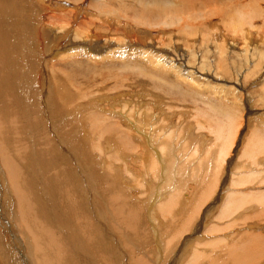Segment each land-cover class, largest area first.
<instances>
[{
	"label": "rangeland",
	"instance_id": "obj_1",
	"mask_svg": "<svg viewBox=\"0 0 264 264\" xmlns=\"http://www.w3.org/2000/svg\"><path fill=\"white\" fill-rule=\"evenodd\" d=\"M21 1L0 7V114L26 107L34 123L23 111L0 135V264H264V153L246 149L264 139V0H169L178 6L159 16L137 0H103L109 14L95 0ZM70 12L66 57L21 47L18 15L52 47L46 33L62 23L46 14Z\"/></svg>",
	"mask_w": 264,
	"mask_h": 264
},
{
	"label": "bare ground",
	"instance_id": "obj_2",
	"mask_svg": "<svg viewBox=\"0 0 264 264\" xmlns=\"http://www.w3.org/2000/svg\"><path fill=\"white\" fill-rule=\"evenodd\" d=\"M5 0H0V7H1V9H4V10H7V8H6V4H5V2H4ZM23 1V2H22ZM21 2L22 3H24V0H22ZM38 2H40L41 0H37ZM36 1V2H37ZM73 1H78V4L79 3H81V2H83L84 0H73ZM91 1V0H90ZM96 2H99V3H96V4H94V3H89L88 4V6L87 7H89V8H91V9H94V10H96V11H98L100 14L101 13H104V14H109V13H112L111 12V9L110 10H103V8H106V6H105V4L104 5H102L103 3H101L103 0H95ZM105 1H107V0H105ZM109 1V0H108ZM111 1V0H110ZM115 1V0H114ZM120 1V0H119ZM122 1V0H121ZM136 1V0H135ZM42 2V1H41ZM92 2V1H91ZM116 2V1H115ZM137 3H139L140 4V6H141V8H142V10H147L148 8H153L152 10L150 9L149 11H152L153 12V10L157 13L156 15H158V14H160V13H163V12H172L173 11V7H175V6H178L177 4H175L174 2H172V1H169V0H137L136 1ZM57 3V2H56ZM117 3V2H116ZM180 4V3H179ZM81 5V4H80ZM139 6V5H138ZM12 7V6H11ZM12 9H14V8H12ZM11 9V10H12ZM46 9H50V8H47L46 7ZM80 9V8H79ZM133 9V8H132ZM16 10H19V7L18 8H16ZM51 10V9H50ZM59 10V9H58ZM25 11V10H24ZM76 11V10H75ZM87 11L88 10H86V11H84L83 12V15L84 16H86L88 13H87ZM93 11V10H92ZM11 12V11H10ZM14 12V11H13ZM12 12V13H13ZM16 12H18V11H16ZM39 12V11H38ZM58 12V11H57ZM40 13V12H39ZM60 13V12H59ZM59 13H58V15L57 14H50L49 13V15L48 14H46L47 16H50L49 17V20L51 21V22H54V24L56 25V24H59V23H62V26L61 27H56V26H51V27H49L50 29H49V33H46V34H48V36H49V39L50 40H52L51 42H53L51 45H52V47L51 46H48L49 45V43L47 42L46 44H47V47H45L43 44H42V40H40L41 39V35H39V33L41 32L39 29H45L44 28V26L41 24V28L39 27V24H33V27L31 26L30 27V29L28 30V28L26 27L25 29H20L21 27H22V23H21V17L18 15V17H19V20H18V23H17V27L19 28V30H20V32H19V34L17 33V32H15L16 34H17V39L20 41V44L22 45L21 47L23 48V49H25V50H27L28 51V48L30 49V52L33 50V51H36V50H47L49 53H48V56H49V54H50V52H53V58H51V60H55L57 57H59V55H61V54H63V57H66L65 56V54H64V52H62V46H61V43H64V42H62V40L64 39V37H67L68 35H69V33H70V31H71V28L69 27V25L71 24V21L73 22V21H75V19H77L78 18V13H80V12H75V13H73V12H70V17L72 18V20H70L69 22L66 20V13H64L63 15L62 14H60L59 15ZM62 13V12H61ZM165 14V13H164ZM113 15V14H112ZM161 15V14H160ZM16 16V15H15ZM60 16H62L61 18H60ZM110 16H111V14H110ZM154 16V15H153ZM159 16V15H158ZM167 17V16H166ZM48 18V17H47ZM83 18V17H82ZM159 18V17H158ZM172 18V17H171ZM5 19V18H4ZM237 20V19H236ZM240 20V19H239ZM3 21V20H2ZM31 21V20H30ZM42 21V20H41ZM63 21V22H62ZM104 22H109L111 25H112V22H111V20H109V19H107V18H105L104 20H103ZM118 21V20H117ZM10 22V21H9ZM90 22V21H89ZM92 22V21H91ZM147 22V21H146ZM243 22H244V20H243ZM4 23V22H3ZM64 23V24H63ZM119 23V22H118ZM1 24V23H0ZM52 24V23H51ZM50 24V25H51ZM91 24V23H90ZM107 24V23H106ZM120 24V23H119ZM159 24V23H158ZM166 24V23H165ZM233 24V23H232ZM68 25V26H67ZM104 25V24H103ZM108 25V24H107ZM24 26V25H23ZM28 26V25H27ZM100 26H101V24H100ZM106 26V25H105ZM233 26V25H232ZM8 27V26H7ZM6 27V28H7ZM110 27V26H109ZM231 27V26H230ZM2 28V27H1ZM92 29V28H91ZM108 29V28H107ZM28 30V31H27ZM11 31V30H10ZM45 31V30H44ZM47 31H48V29H47ZM89 31H90V29H89ZM43 32V31H42ZM109 32V31H108ZM8 34H12V33H10V32H7ZM45 33V32H44ZM86 33V32H85ZM130 33V32H129ZM1 34L3 35V36H5V37H10L8 34H4V33H2L1 32ZM87 34V33H86ZM125 34L126 35H129L126 31H125ZM72 35H74L73 33H72ZM87 35H89V34H87ZM33 37H35L36 39H34ZM44 37V36H43ZM47 37V36H46ZM98 36H97V34H95L94 35V38H97ZM107 37V36H106ZM11 38V37H10ZM71 38V37H70ZM73 38V37H72ZM74 38H76V36L74 37ZM78 38V37H77ZM81 39V38H80ZM94 40V39H93ZM98 40V39H97ZM11 41V40H10ZM81 41H82V43L84 42V43H86V44H88L89 43V41H87V40H85L84 38H82L81 39ZM127 41V40H126ZM125 41V42H126ZM43 42H45V41H43ZM76 42V41H75ZM94 42V41H93ZM129 42V41H128ZM132 42V41H131ZM80 43V42H79ZM91 43V42H90ZM133 43H135V42H133ZM74 44V43H73ZM86 44L85 45H80V44H78L77 46H75L74 45V47L71 49V50H73V52L75 51V50H77V51H79V50H81L83 47L84 48H86L85 46H86ZM118 44V43H117ZM113 45V44H112ZM115 45V44H114ZM126 44H124L123 46L122 45H115L116 46V48H119V50H127V49H129V48H131V46L132 47H134L135 48V46L134 45H131V46H128V47H126L125 46ZM15 46V45H14ZM10 48V47H9ZM15 49H18V47H16ZM64 49H65V47H64ZM63 49V50H64ZM69 49V48H68ZM132 49L133 48H131L130 50L132 51ZM82 50H84V49H82ZM81 50V51H82ZM80 51V52H81ZM86 51V50H85ZM129 51V50H128ZM6 52V51H5ZM46 52V51H45ZM88 52V51H87ZM92 52H95V51H92ZM113 53H114V51H112ZM116 52V51H115ZM28 53H29V51H28ZM42 53V52H41ZM70 53H72V52H70ZM119 53H121V52H119ZM125 53V52H124ZM123 53V54H124ZM130 53V52H129ZM139 53V52H138ZM5 54V53H4ZM16 54V53H15ZM52 54V53H51ZM50 54V55H51ZM95 54V53H94ZM127 54V53H126ZM41 55H43V54H41ZM46 55V54H45ZM44 55V56H45ZM70 55H72V54H70ZM133 55V54H132ZM143 55H145V54H143ZM35 56V55H34ZM52 56V55H51ZM115 56H120V55H118L117 54V52H116V55ZM122 56V55H121ZM141 58L143 57V56H141V51H140V55H139ZM62 58V57H61ZM61 58H59V59H61ZM71 58H74V56H69V57H67V58H65V59H70V60H72ZM157 58V57H156ZM44 59V58H43ZM160 60H161V58H160ZM160 60H158V62L160 61ZM58 61V60H57ZM162 61V63L163 62H165V61H163V60H161ZM48 62V61H47ZM159 64V63H158ZM29 65V64H28ZM73 65V64H72ZM1 66V65H0ZM24 66V65H23ZM3 68V67H2ZM1 69V68H0ZM2 70V69H1ZM38 70V69H37ZM39 73V72H38ZM37 73V74H38ZM23 75V74H22ZM31 76L32 77H34V76H37V75H35V74H31ZM24 77V76H23ZM38 77L39 76H37L36 78V80L34 79V81H36L37 83H41V81H40V79H38ZM70 77V76H69ZM22 78V77H21ZM28 78V77H27ZM32 79V80H33ZM6 80V79H5ZM1 81V80H0ZM33 82V81H32ZM21 83V82H20ZM42 85V84H41ZM41 88H43L42 86H40ZM37 88V87H36ZM63 89V88H62ZM22 90V89H21ZM56 90H57V92L58 93H60V92H63V91H58V88H56ZM29 91V90H28ZM10 92V91H9ZM13 92V91H12ZM18 92V91H17ZM33 92V91H32ZM36 92V91H35ZM67 92L68 91H66V93L65 94H67ZM38 93V92H37ZM58 93H57V95H58ZM24 94V93H23ZM27 94V93H26ZM25 94V95H26ZM64 94V93H63ZM32 95V94H31ZM36 95H38V96H40L41 95V97L43 98V95L44 94H36ZM35 95V96H36ZM11 96V95H10ZM67 96V95H66ZM6 97V96H5ZM26 97L27 96H25V99H26ZM47 97V96H46ZM59 99L61 98V95H58L57 96ZM36 98H37V96H36ZM48 98V97H47ZM68 99V98H67ZM43 100V99H42ZM49 99H47V101H48ZM51 100H52V98H51ZM65 100V99H64ZM69 100H70V98H69ZM17 101V100H16ZM44 101V100H43ZM55 101V100H54ZM18 102V101H17ZM27 102V101H26ZM40 102L42 103V101H40L39 100V104H40ZM69 102V101H68ZM67 102V103H68ZM10 103V102H9ZM46 103V101L44 102V104ZM48 103V102H47ZM63 103H65V102H63ZM12 104V103H11ZM19 104V103H18ZM17 104V105H18ZM70 104V103H69ZM74 104V103H73ZM75 105V104H74ZM4 106V105H3ZM12 106V105H11ZM16 106V105H15ZM14 106V107H15ZM34 106V105H33ZM35 106H37V105H35ZM43 106V105H42ZM69 106V105H68ZM67 106V107H68ZM1 107V106H0ZM14 107H13V109H14ZM20 107H22V106H20ZM44 107V106H43ZM56 107H57V105H56ZM60 107V106H59ZM63 107H65V106H63ZM6 108H7V105H6ZM26 107H22V112L24 111V109H25ZM48 108V107H47ZM2 109V108H1ZM8 109V108H7ZM21 108H19V109H14V113L15 114H10V116H9V118L7 119L6 118V115H4L5 116V118L7 119V124H5V125H3V122L6 120L5 118H2V115L0 114V135L1 136H3L4 135V129H3V127H5V126H7V127H10V125H12V124H14L15 122H17V121H20V119H18V116H21L22 117V114L21 115H17V114H19V113H22V112H20L21 110H20ZM64 109V108H63ZM59 110V109H58ZM69 110H71V109H69ZM9 111V110H8ZM57 111V110H56ZM28 112V111H27ZM30 112H32L31 110H30ZM30 112H28L27 114L28 115H26V113H25V111H24V113L25 114H23L24 115V117H25V120L29 123H34V121L32 120V119H29V115H30ZM65 113H67L66 111H64ZM58 113V112H57ZM227 113V112H226ZM7 114V113H6ZM59 114V113H58ZM62 114V113H61ZM68 114H69V112H68ZM72 114V113H71ZM8 115V114H7ZM67 115V114H66ZM55 116V115H54ZM75 116V115H74ZM73 116V117H74ZM65 117H67V116H65ZM70 117V116H69ZM71 118V117H70ZM37 119V118H36ZM58 119H59V117H58ZM223 119V118H222ZM34 120H35V118H34ZM71 120H73V119H71ZM263 120V119H262ZM24 121V120H23ZM26 121H24V122H26ZM264 121V120H263ZM9 122V123H8ZM70 122V121H69ZM22 123V120L20 121V123L19 124H21ZM59 123V122H58ZM262 123H264V122H262ZM9 124V125H8ZM18 124V123H17ZM67 124V123H66ZM77 124V123H76ZM28 125V124H27ZM226 125V124H225ZM17 126V125H16ZM15 126V127H16ZM23 126V125H22ZM32 126V125H31ZM224 126V125H223ZM14 127V128H15ZM41 127V126H40ZM234 126H232V128H233ZM12 128H13V126H12ZM23 128V127H22ZM26 128V127H25ZM78 128V127H77ZM223 128V127H222ZM230 128H231V126H230ZM235 128V127H234ZM19 128H18V126H17V129L16 130H14L13 129V132L11 133V134H13V133H15L14 135H16V133L18 134L19 132L18 131H21V130H18ZM33 129H34V127H33ZM79 129V131H80V128H78ZM224 129V128H223ZM38 130V129H37ZM70 130V129H69ZM105 130V129H104ZM220 130V129H219ZM29 131V130H28ZM34 131V130H33ZM78 131V132H79ZM11 132V131H10ZM9 132V133H10ZM23 132V131H22ZM73 132V131H72ZM225 132H226V129H225ZM29 133H31L32 134V132H31V129H30V132ZM35 132H33V134H34ZM20 134H21V132H20ZM19 134V135H20ZM23 134V133H22ZM21 134V135H22ZM44 134V133H43ZM52 134V133H51ZM61 134V133H60ZM225 134V133H224ZM27 135H29V134H27ZM61 135H63V134H61ZM77 135V134H76ZM80 135V134H79ZM229 135V134H228ZM235 135V134H234ZM18 136V135H17ZM35 136H37V135H35ZM46 136V135H45ZM45 136L43 137V138H45ZM84 135H82V137H83ZM230 136V135H229ZM11 137V136H10ZM58 137V136H57ZM221 137V136H220ZM223 137H225V135H222V138ZM226 137H227V135H226ZM225 137V138H226ZM1 138V137H0ZM22 138V137H21ZM27 138V137H26ZM41 138V137H40ZM39 138V139H40ZM42 138V139H43ZM28 139V138H27ZM31 139H32V135H31ZM46 139H47V136H46ZM85 139V138H84ZM84 139H82L83 140V142H84ZM230 139V138H229ZM231 139H233L234 140V138H231ZM253 138H250L249 140H252ZM16 140V139H15ZM35 140V139H34ZM41 140V139H40ZM54 140V139H53ZM53 140H52V142H53ZM58 140V139H57ZM216 140V139H215ZM20 141H23V140H20ZM29 141V140H28ZM27 141V142H28ZM33 141V140H32ZM45 142L46 140H42V142ZM50 141V140H49ZM59 141V140H58ZM5 142V141H4ZM31 142V141H30ZM39 142V141H38ZM81 142V141H80ZM82 142V143H83ZM229 142H231V140L229 141ZM49 143V142H48ZM15 145L17 144V142L16 143H14ZM32 145H33V143H31ZM39 144V143H38ZM214 144H216V143H214ZM230 144V145H229ZM228 145L229 146H231V144H233V142L232 143H229ZM30 145V144H29ZM65 145V144H64ZM4 146V145H3ZM24 146V145H23ZM47 146V145H46ZM45 146V147H46ZM225 146V145H224ZM228 146V147H229ZM2 146L0 145V148H1ZM30 147V146H29ZM44 147V148H45ZM6 148V147H5ZM4 148V149H5ZM43 148V149H44ZM223 148V147H222ZM227 148V147H226ZM230 148V147H229ZM262 148H264V139H257L256 141H250V142H248L247 144H246V149H248V150H250V151H248V152H251V153H249L250 154V156L252 157V155H254L253 154V150H254V152H256L257 154H261V153H264V151H261L262 150ZM238 149V148H237ZM48 150V149H47ZM75 150V149H74ZM229 150V149H228ZM5 151V150H4ZM15 151H16V149H15ZM21 151V150H20ZM39 151V150H38ZM72 151V150H71ZM168 151V150H167ZM24 152V151H23ZM228 153V152H227ZM3 154V153H2ZM19 154V153H18ZM224 154H226V150H223V149H221L220 150V152L217 154L218 156H217V163H219L220 161H222L223 162V160H222V158H223V155ZM71 155V154H70ZM169 155V154H168ZM227 155V154H226ZM246 155V154H245ZM248 155V154H247ZM17 156V155H16ZM75 156V155H74ZM241 156H243L244 157V155L242 154ZM254 156H256V155H254ZM253 156V159L255 158ZM259 156V155H258ZM79 157H81V156H79ZM250 158V157H249ZM58 159V158H57ZM252 159V158H251ZM250 159V160H251ZM258 159V158H257ZM256 159V160H257ZM5 160H7V158L5 159ZM241 160V159H240ZM3 161V160H2ZM55 162H56V160H54ZM152 161V160H151ZM255 161V160H254ZM6 162V161H5ZM7 162H9V161H7ZM214 162V161H213ZM221 162V163H222ZM262 162V161H261ZM37 163V162H36ZM211 163H212V161H211ZM253 163V162H252ZM255 163H256V161H255ZM11 165H12V163H10ZM248 164V163H247ZM263 164V163H262ZM214 165H216V164H213V166ZM255 165H257L258 166V164H255ZM254 164H253V166H255ZM1 166V165H0ZM17 166V165H16ZM219 166V165H218ZM42 167V166H41ZM216 168H217V165L215 166ZM248 167V166H247ZM259 167V166H258ZM257 167V168H258ZM16 168V167H15ZM150 168V167H149ZM212 168V167H211ZM239 168V167H238ZM256 168V167H255ZM21 169V167L19 168V170ZM236 169V168H235ZM249 168H247V170H248ZM259 169V168H258ZM151 170V169H150ZM262 170V169H261ZM41 171V170H40ZM15 173H14V175L11 173V177H12V179H11V181H12V183H19L17 180H16V175H18L17 173V171H14ZM20 172V171H19ZM156 172V171H155ZM238 172V171H237ZM247 172H250V171H247ZM253 172V171H252ZM154 173V172H153ZM217 173H219L218 171H217ZM256 173H258L257 171H256ZM263 173H264V171H263ZM6 174V173H5ZM120 175H122V174H120ZM209 175V174H208ZM244 175V174H243ZM248 175V174H247ZM235 176V175H234ZM239 176V175H238ZM241 176V175H240ZM258 175L256 174V177H257ZM211 177V176H210ZM210 177H208V178H210ZM214 177H215V175H214ZM218 176H216L215 177V179L217 178ZM232 177V176H231ZM243 177V176H242ZM119 178H121L120 176H119ZM124 178V177H123ZM123 178H121V180L123 179ZM173 178V177H172ZM191 178H192V176H191ZM237 176H236V181H237ZM248 178V177H247ZM254 178V177H253ZM212 179V178H211ZM214 179V180H215ZM259 179H261V178H259ZM218 180V179H217ZM239 180H241V179H239ZM238 180V181H239ZM27 181V180H26ZM235 181V182H236ZM237 181V182H238ZM249 181V180H248ZM231 182H233V181H231ZM241 182H245V180L244 179H242L241 180ZM28 183V182H27ZM226 183V182H225ZM239 183V182H238ZM245 183H247V182H245ZM244 183V184H245ZM31 184H33V183H31ZM36 184V183H35ZM91 184V183H90ZM237 184V183H236ZM241 184V183H240ZM34 185V184H33ZM115 185V184H114ZM161 185V184H160ZM233 185V184H232ZM231 185V186H232ZM19 187V186H18ZM28 187V186H27ZM36 187V186H35ZM163 187H165V186H163ZM166 188H168V187H165V189ZM33 189V188H32ZM171 189L174 191L175 190V188L173 189L172 187H171ZM182 189V187L179 189V186H178V191L179 190H181ZM225 189V188H224ZM42 190V189H41ZM172 190L170 191V192H172ZM35 191V190H34ZM168 191V190H167ZM177 191V192H178ZM231 191V190H230ZM23 191L22 190H19V192L17 193V195H19V196H21L22 198H24L23 197V193H22ZM41 192V191H40ZM84 193H85V191H83ZM87 192V191H86ZM179 192H181V191H179ZM179 192H178V195H180L179 194ZM167 193V192H166ZM182 193V192H181ZM40 195H41V193H39ZM89 194V193H88ZM173 193H171V195H172ZM229 194V193H228ZM16 195V194H15ZM38 195V194H37ZM170 195V196H171ZM175 196L177 195V194H174ZM252 195V194H251ZM254 195V194H253ZM263 195V194H262ZM173 196V195H172ZM181 196V195H180ZM223 196V195H222ZM226 196V195H225ZM230 196V195H229ZM20 197V199H22ZM224 197V196H223ZM230 197H233V196H230ZM246 197V196H245ZM256 197V196H255ZM45 198V197H44ZM174 198V197H173ZM180 198H182V197H180ZM207 198V197H206ZM224 198H226V197H224ZM223 198V199H224ZM258 198V197H257ZM256 198V199H257ZM168 199H169V197H168ZM237 199V198H236ZM23 200V199H22ZM35 200H36V198H35ZM167 200V199H166ZM170 201H171V199H169ZM225 200H227V198L225 199ZM228 200H230V198H228ZM233 200V199H232ZM260 200V199H259ZM262 200V199H261ZM19 201H21V200H19ZM234 201V200H233ZM233 201H232V203H233ZM242 201H244L243 199H241L240 200V202H242ZM246 201V200H245ZM248 201V200H247ZM257 201V200H256ZM26 202V201H25ZM24 202V203H25ZM167 202H169V201H167ZM167 202H165V203H167ZM174 202H175V199H174ZM228 202V201H227ZM259 202V201H258ZM26 203H28V202H26ZM231 203V204H232ZM248 203V202H247ZM260 203V202H259ZM170 206H171V204L170 203H168ZM173 204H175V203H173ZM223 204V203H222ZM225 204V203H224ZM223 204V205H224ZM227 205H228V203H226ZM241 203H239V205H240ZM242 204H243V202H242ZM27 205V204H26ZM33 205V204H32ZM238 205V206H239ZM244 205H246L245 203H244ZM243 205V206H244ZM250 205V204H249ZM263 205V204H262ZM29 206V205H28ZM28 206H27V208H28ZM162 206V205H161ZM182 206V205H181ZM226 206V205H225ZM241 206V205H240ZM31 208H32V206H30ZM30 207H29V210H30ZM163 208L165 207V205H163L162 206ZM171 207H173L174 208V205L173 206H171ZM221 207H223V206H221ZM220 207V208H221ZM236 207H237V205H236ZM242 207V206H241ZM246 207V206H245ZM163 208H161V210H163ZM170 208V207H169ZM172 208V209H173ZM229 208L230 207H225L222 211V215H220V217H224V216H227L228 214L227 213H229L230 212V210H229ZM158 209H160V206H159V208ZM171 209V210H172ZM245 209V208H244ZM247 209V208H246ZM170 210V211H171ZM232 210H233V208H232ZM234 210L236 211V210H238V209H236V208H234ZM233 210V211H234ZM133 211V210H132ZM160 211V210H159ZM167 211V210H166ZM179 211V210H178ZM28 212H31V211H28ZM162 212V211H161ZM232 212V211H231ZM166 212H163L162 214H164V215H166L165 214ZM236 213V212H235ZM23 214V213H22ZM167 214H169V213H167ZM171 214V213H170ZM227 214V215H226ZM231 214V213H230ZM29 215H31V214H29ZM26 216H27V212H26ZM25 218V217H24ZM66 219V218H65ZM151 219V218H150ZM154 221H156V220H154ZM162 221V220H161ZM168 221V220H167ZM205 221V220H204ZM28 222V221H27ZM151 222H152V220H151ZM165 222V221H164ZM174 222V221H173ZM3 223V222H2ZM150 223V222H149ZM153 223V222H152ZM47 224H49L48 222L46 223V225ZM159 224V223H158ZM155 225V224H154ZM160 225V224H159ZM162 225V224H161ZM32 227H34V225L32 226ZM41 227V226H40ZM39 227V228H40ZM47 227H48V225H47ZM46 227V228H47ZM212 228H213V226H211ZM210 227V228H211ZM229 227V226H228ZM211 228V229H212ZM31 229V228H30ZM42 229V228H41ZM153 229V228H152ZM39 230V229H38ZM154 230V229H153ZM42 231V230H41ZM43 232V231H42ZM50 232V231H49ZM38 233V232H37ZM50 234V233H49ZM59 234H60V231H59ZM104 234V233H103ZM102 234V235H103ZM36 235V234H35ZM61 235V234H60ZM34 236V235H33ZM37 236V238H39V239H41L40 237H42V236H38V235H36ZM105 237V236H104ZM103 236H102V238H104ZM110 237V236H109ZM35 238V237H34ZM253 238H254V236H253ZM36 239V238H35ZM108 239V238H107ZM112 239H114V238H112ZM157 239H158V237H157ZM219 239V238H218ZM215 240V239H214ZM223 240V239H222ZM54 241V240H53ZM77 241V240H76ZM109 241H111V240H109ZM158 241V240H157ZM216 241H217V239H216ZM221 240H219V242H220ZM98 242V241H97ZM211 242V241H210ZM210 242H208V243H210ZM218 242V241H217ZM224 242V241H223ZM37 243V242H36ZM74 243V242H73ZM221 243V242H220ZM219 243V245H224L223 247H225V243H221L220 244ZM76 244V243H75ZM102 244V243H101ZM158 244H159V242H158ZM207 244V243H206ZM206 244H203V245H206ZM46 245V244H45ZM114 245V244H113ZM202 245V244H201ZM211 245H212V242H211ZM218 245V246H219ZM47 246V245H46ZM78 246V245H77ZM111 246V245H110ZM208 245H206V247H207ZM214 246V245H213ZM76 247V246H75ZM108 246H106V248H107ZM159 247V246H158ZM205 247V248H206ZM209 247V246H208ZM222 247V246H221ZM220 247V248H221ZM42 248V247H41ZM219 248V247H218ZM219 248V249H220ZM40 249V248H39ZM209 249H210V247H209ZM223 249V248H222ZM42 250H45L44 248H42ZM51 250V249H50ZM66 250V249H65ZM110 250V249H109ZM204 250V249H203ZM36 251H41V250H36ZM49 250L48 249H46V252H48ZM58 251V250H57ZM60 251H61V249H60ZM60 251L58 252V253H60ZM120 251V250H119ZM201 251H202V249H201ZM223 251V253H222V255H224V259H225V257H227V255H226V253H227V251H225V249H223L222 250ZM45 252V251H44ZM45 252V253H46ZM52 252V251H51ZM62 252H63V250H62ZM67 252V251H66ZM72 252V251H71ZM203 253H205V252H207L206 250L205 251H202ZM201 252V253H202ZM42 252H40L39 254H41ZM44 253V254H45ZM57 253V252H56ZM58 253H57V255H58ZM109 253V252H108ZM196 253H199V252H196ZM195 253V254H196ZM202 253V254H203ZM212 253V252H211ZM43 254V255H44ZM206 254V253H205ZM62 255V254H61ZM66 255H68V254H65V256ZM196 255H198V254H196ZM41 257H42V255H40ZM45 256V255H44ZM47 256V255H46ZM49 256V255H48ZM53 256V255H52ZM203 255H201V257H202ZM211 256V255H210ZM39 257V256H38ZM196 257H198V256H196ZM205 257V256H204ZM244 257V259L246 260V261H248V262H250V263H253L251 260H250V256L249 255H244L243 256ZM47 258H49V257H47ZM52 258V257H51ZM57 258H59L58 256H57ZM64 258H66V257H64ZM195 258V257H194ZM39 259V258H38ZM53 259V258H52ZM52 259H51V262H52ZM68 259H70L69 257H68ZM198 259V258H197ZM223 259V260H224ZM44 260V259H43ZM55 260V259H54ZM59 260V259H58ZM66 260V259H65ZM222 260V259H221ZM222 260V261H223ZM45 261H47V260H44V262ZM221 261V262H222ZM225 261H230V260H224V263H225ZM43 262V263H44ZM50 262V261H49ZM57 262V261H56ZM68 262V261H67ZM70 262V261H69ZM77 262V261H76ZM48 263V262H47ZM66 263V262H65ZM231 263V262H230ZM263 263V262H262ZM39 264V263H38ZM51 264V263H50ZM228 264V263H227ZM261 264V263H260Z\"/></svg>",
	"mask_w": 264,
	"mask_h": 264
}]
</instances>
